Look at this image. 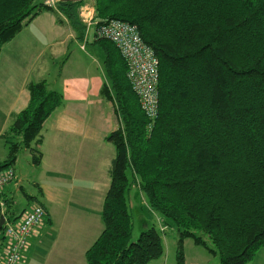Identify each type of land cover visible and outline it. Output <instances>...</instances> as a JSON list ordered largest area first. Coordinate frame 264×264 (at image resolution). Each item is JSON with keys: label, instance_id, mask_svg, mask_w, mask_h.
<instances>
[{"label": "trees", "instance_id": "trees-1", "mask_svg": "<svg viewBox=\"0 0 264 264\" xmlns=\"http://www.w3.org/2000/svg\"><path fill=\"white\" fill-rule=\"evenodd\" d=\"M85 1L57 4L80 38ZM94 7L100 24H136L154 50L159 112L148 131L126 61L113 42L99 39L111 83L103 93L115 100L123 126L106 138L116 156L104 229L86 252L88 264H149L164 255L168 228L178 232L177 264H186L187 238L221 264H247L264 247V0H95ZM57 8L0 0V54L41 11ZM28 88V106L4 134L8 157L0 171L25 149L41 164L44 124L63 101L45 81ZM136 184L167 230L153 225L133 240L128 192Z\"/></svg>", "mask_w": 264, "mask_h": 264}, {"label": "crops", "instance_id": "crops-1", "mask_svg": "<svg viewBox=\"0 0 264 264\" xmlns=\"http://www.w3.org/2000/svg\"><path fill=\"white\" fill-rule=\"evenodd\" d=\"M83 43L84 37L58 8L44 9L1 50L0 163L8 156L4 134L14 115L29 104V84L45 81L63 96L44 124L40 165L32 163L30 153L38 169L33 180L38 195H29L46 208L47 221L20 264H88L86 252L104 229L102 210L116 156L106 138L121 126L120 115L103 93L111 87L107 46L95 34L84 48ZM13 168L16 178L6 186L3 199L9 217L16 218L30 206L13 209L14 195L24 189V175ZM207 260L196 248L191 256L185 252L186 264ZM149 264H169L166 252Z\"/></svg>", "mask_w": 264, "mask_h": 264}, {"label": "built area", "instance_id": "built-area-1", "mask_svg": "<svg viewBox=\"0 0 264 264\" xmlns=\"http://www.w3.org/2000/svg\"><path fill=\"white\" fill-rule=\"evenodd\" d=\"M55 2L59 0H47L46 4L56 8ZM87 9L89 8H82ZM88 24H93L98 37L110 40L119 49L127 64L128 81L149 120L148 127L152 129L159 112V62L154 50L143 41L141 32L134 23L112 19L100 24L93 20L91 14ZM15 178L13 167L0 171V216H5V239L0 250V264H20L32 237L47 221V210L40 203L23 210L16 218L6 216L7 204L3 199V192Z\"/></svg>", "mask_w": 264, "mask_h": 264}, {"label": "rangeland", "instance_id": "rangeland-1", "mask_svg": "<svg viewBox=\"0 0 264 264\" xmlns=\"http://www.w3.org/2000/svg\"><path fill=\"white\" fill-rule=\"evenodd\" d=\"M43 1L46 4L47 0H43ZM55 4L57 8L58 2H55ZM94 6H95V0H86L84 4L80 7V11H79L80 21L85 26L84 43H83L84 47L89 37L92 38L94 34L96 41L101 39L96 35L95 27L93 26V24L91 25L88 24L91 14L93 16V20H97V22H99V20L97 19L96 10ZM84 7H88L89 9L82 10V8ZM103 45L106 46V44ZM112 102L114 106L118 108L117 107L118 105L116 104L115 100H113ZM117 112H119L118 109ZM119 121L121 126H123L121 122V116ZM147 128L148 131L151 130L148 127V125ZM0 152H2V150H0ZM14 166L16 170L19 171V173L24 175V180L22 182L24 189L22 191H17L16 194L14 195L15 199H14L13 209L16 210L17 212L20 209L38 203L35 197L29 195L31 193H33L35 196L38 195L37 187L33 182L34 174L36 172L35 170L38 169H36L37 167H34V165L31 163L30 151L26 149L20 152L18 157V163L15 162ZM128 198H129V204H130L131 214L133 216V223H134L133 240H136L144 229H146L147 227H151L153 225H155L158 229L163 228L164 230H167L162 219L163 217L156 211L151 210V208L148 205L147 199L144 193L141 191L139 185L138 186L137 184L133 185L131 191L128 192ZM1 236H2V231H0V237ZM177 237H178V232L176 228H171V229L168 228V231L163 233L164 247H165L167 259H169V264H177ZM196 246L197 245L194 244L191 238H187L184 241V252H186L189 256H191L196 248L197 250H200L201 252H203L208 256L207 264H221L219 257L212 256L201 246H197V247ZM189 262L191 263V260ZM247 264H264V247L260 248L257 254L254 256V258Z\"/></svg>", "mask_w": 264, "mask_h": 264}, {"label": "water", "instance_id": "water-1", "mask_svg": "<svg viewBox=\"0 0 264 264\" xmlns=\"http://www.w3.org/2000/svg\"><path fill=\"white\" fill-rule=\"evenodd\" d=\"M59 1H62V2H67V1L77 2V1H82V0H59ZM4 223H5V216L1 215L0 216V230H2Z\"/></svg>", "mask_w": 264, "mask_h": 264}]
</instances>
